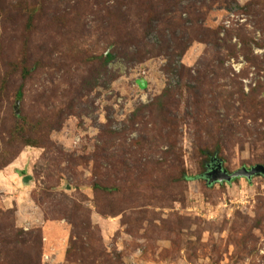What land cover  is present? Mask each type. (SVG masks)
I'll return each mask as SVG.
<instances>
[{"label": "rangeland", "instance_id": "rangeland-1", "mask_svg": "<svg viewBox=\"0 0 264 264\" xmlns=\"http://www.w3.org/2000/svg\"><path fill=\"white\" fill-rule=\"evenodd\" d=\"M149 1L0 0V264L12 248L36 264L18 242L36 231L41 264H264V176L209 185L201 154L220 141L229 173L264 166V0H165L147 29ZM190 13L221 48L167 54L166 22ZM165 93L176 135L153 107ZM23 119L43 148L8 146Z\"/></svg>", "mask_w": 264, "mask_h": 264}, {"label": "trees", "instance_id": "trees-1", "mask_svg": "<svg viewBox=\"0 0 264 264\" xmlns=\"http://www.w3.org/2000/svg\"><path fill=\"white\" fill-rule=\"evenodd\" d=\"M223 1V4H225L226 6H229L233 3L236 2V0H220ZM218 0H213L211 2V4H215L217 3ZM160 3L162 5H164V12L160 13V15L156 12V7L153 4V1L150 0L148 2V4L146 3V6L148 5V7L146 8L147 10V18H146V25L145 27L148 29L151 27V25L155 22V21H162L164 18H166L167 13L171 12V7L168 6V4L166 3L165 0H160ZM211 7H208V9H210ZM246 7L241 8V10H245ZM194 12V10H193ZM195 13V12H194ZM189 15V19L184 21V20H180L179 21H168L166 22V30H168L171 34V43H167V47H166V53L168 54V52L172 55V53H179L180 56H184L185 53L188 51L190 45L193 43V41H200L202 43H213L215 46L221 48V44H219V41H221V39H219L218 35H219V31H211L209 29H203V27H201L202 24H200L201 22H203V18L199 19L198 17H194L192 16V14H188ZM190 26H187V25ZM153 26V25H152ZM34 27V16L31 15L28 20H27V29L28 32H32ZM182 33V36H177L178 32ZM187 36H189L187 38ZM29 39H27L28 41ZM26 41V43H27ZM117 45H123L124 42L123 41H117L116 42ZM140 55H135V58L139 59V60H143V58L141 57V52L139 51ZM116 58V53L114 52H110V53H106L101 55L100 57H94V60H97L99 62H101L103 70L105 71L107 69V67L109 66L110 63H112V61H114ZM13 70L17 71H21V75L23 77V81H26L30 75H31V71L27 66V56L25 53V57L22 60L21 63H17V64H13ZM171 68V66L169 67V69ZM23 89H24V82L21 85V87L19 88V92L17 94V98L18 99H22L23 97ZM251 97H248L247 99L249 100ZM164 99H170L168 97V95L165 93V95L163 97H161L160 99H157V101L155 102V104L153 105V107H158L160 110L158 111V116L157 118L159 120H161L162 123V127L166 130L169 129V131L173 134L176 135V132L179 128L178 126V120L176 118H173L170 114V109L168 108V105L164 104ZM242 101L246 100L242 97ZM196 104V103H195ZM197 105V104H196ZM198 106V105H197ZM201 108V107H200ZM202 109V108H201ZM73 110V109H71ZM156 112V111H153ZM203 111V115H204ZM135 116L132 118L135 121ZM132 120V121H133ZM225 123L227 121L223 120ZM223 121H215L213 123V125L208 124L207 123V118L203 117L200 121H196L195 125H197V127L199 128L200 125L203 127L204 124L206 126H208V132H210L211 130H213V126L216 125L220 128H222V125L224 124ZM203 122V123H202ZM56 124L58 125V123L56 122ZM52 126H54V123H52ZM43 127V125L37 126V127H33L31 126V124L29 123V121L27 119H23L22 122L16 121V125L15 128L12 130V132H9V141L8 142V146L14 145L16 143H18L19 141L22 142L25 146L27 147H33V146H38L40 148H43L46 144V141L43 140L40 141L38 139V137H42L41 132H39V128ZM47 134V133H46ZM113 135V133H110ZM37 136L36 139H32V136ZM46 138V137H45ZM15 142V143H14ZM221 142L218 141L216 147H215V151L214 152H210L208 149H204L203 151H201V154L204 156L205 158V162L202 163V169L203 171H207L209 170V168L212 166V162L214 160H216V162H222V158H218L216 155L220 154L221 151ZM171 150H173L174 148L171 147ZM182 179L184 181H190L193 180L195 178L192 177H188L186 174L183 173L182 175ZM96 188L102 189L103 192H108L111 193L113 192L112 188H103L100 186H96ZM37 233V234H34ZM22 235L19 236L20 237V241L19 244L22 247L28 246L29 248H35L36 247V264H41V257H42V233L40 231H36L33 232L31 234L25 235L23 232L21 233ZM27 237H25V236ZM24 239H23V238ZM15 250L14 253L5 255V257L3 258V264H35V258L33 260H29V262L27 263L26 259H23L22 254L18 253L16 249L12 248V251ZM11 255H13L11 257ZM12 258V259H11Z\"/></svg>", "mask_w": 264, "mask_h": 264}, {"label": "water", "instance_id": "water-1", "mask_svg": "<svg viewBox=\"0 0 264 264\" xmlns=\"http://www.w3.org/2000/svg\"><path fill=\"white\" fill-rule=\"evenodd\" d=\"M212 163L209 172L205 175V179L209 185L216 183H231L236 179H246L250 181L254 177L264 176V166L261 165L250 169L242 168L234 173H229L224 169L222 162H216V160H214ZM29 181V177L24 179L25 183H28Z\"/></svg>", "mask_w": 264, "mask_h": 264}]
</instances>
